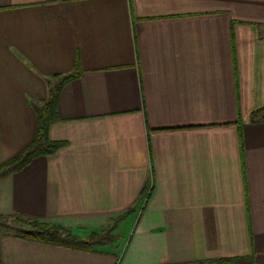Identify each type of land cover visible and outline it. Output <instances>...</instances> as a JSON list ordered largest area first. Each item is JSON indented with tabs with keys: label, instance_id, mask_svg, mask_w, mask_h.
Listing matches in <instances>:
<instances>
[{
	"label": "crops",
	"instance_id": "0c3cea01",
	"mask_svg": "<svg viewBox=\"0 0 264 264\" xmlns=\"http://www.w3.org/2000/svg\"><path fill=\"white\" fill-rule=\"evenodd\" d=\"M78 63L64 147L0 178V217L124 247L0 233V264H264V0H0V166Z\"/></svg>",
	"mask_w": 264,
	"mask_h": 264
},
{
	"label": "trees",
	"instance_id": "16d2710c",
	"mask_svg": "<svg viewBox=\"0 0 264 264\" xmlns=\"http://www.w3.org/2000/svg\"><path fill=\"white\" fill-rule=\"evenodd\" d=\"M80 65H76L73 73L66 76H56V82L49 86V96L40 105H34L37 113V128L34 141L24 149L17 157L0 166V178L7 177L13 173L23 170L32 160L38 157H49L55 155L64 147V143L52 141L49 137L50 127L58 120V103L64 86L78 78ZM255 121H264V109L255 112L252 116ZM6 217H0V225L4 231L0 233L12 235L16 238L29 240L42 244L76 249L81 251H94V246L101 245L106 240L105 236L92 234L89 241L74 236L71 232L51 227L39 222L34 218L15 216L16 228L11 231L8 223H3ZM107 234V231H106ZM109 235V234H107ZM255 264L250 258L221 259L199 264Z\"/></svg>",
	"mask_w": 264,
	"mask_h": 264
},
{
	"label": "rangeland",
	"instance_id": "374dc122",
	"mask_svg": "<svg viewBox=\"0 0 264 264\" xmlns=\"http://www.w3.org/2000/svg\"><path fill=\"white\" fill-rule=\"evenodd\" d=\"M2 222L3 223H8L9 224V228L11 229V231H14L13 229L16 228V224L14 223L15 220L12 219V218L4 219V221H2ZM0 229H1V231H4L1 225H0ZM106 231H107V234H109V235L106 234ZM113 233L114 232H113L112 227L103 230L101 233H98L101 236H105L106 240L103 242V244L96 245V246H94V248L97 249V250H101V251H110V250L114 251V252L121 251L124 246L123 245H117V244L114 245V242L112 240H114V239L116 240L117 237L114 238L113 237L114 236ZM91 235L92 234H90L89 238L86 239L85 241H89L91 239L90 238Z\"/></svg>",
	"mask_w": 264,
	"mask_h": 264
}]
</instances>
